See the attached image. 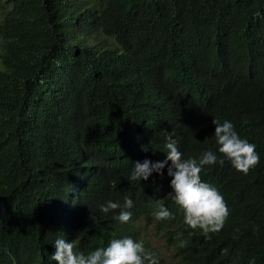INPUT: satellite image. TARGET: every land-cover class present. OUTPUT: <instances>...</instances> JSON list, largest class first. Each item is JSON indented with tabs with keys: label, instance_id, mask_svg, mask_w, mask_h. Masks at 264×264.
<instances>
[{
	"label": "trees",
	"instance_id": "16d2710c",
	"mask_svg": "<svg viewBox=\"0 0 264 264\" xmlns=\"http://www.w3.org/2000/svg\"><path fill=\"white\" fill-rule=\"evenodd\" d=\"M213 119L260 159L201 170L229 209L206 233L165 197V171L131 169L168 136L194 157L213 148ZM125 196L128 227L98 208ZM157 201L174 213L150 223L172 264H264V0H0V264H58L59 236L85 254L135 239Z\"/></svg>",
	"mask_w": 264,
	"mask_h": 264
},
{
	"label": "clouds",
	"instance_id": "9594fccd",
	"mask_svg": "<svg viewBox=\"0 0 264 264\" xmlns=\"http://www.w3.org/2000/svg\"><path fill=\"white\" fill-rule=\"evenodd\" d=\"M172 123L176 125L173 117ZM203 125L205 137L207 127ZM210 127L212 132L214 130L211 138L214 141L213 148L204 150L199 156H191L179 147L174 138L168 136L158 159L150 148L141 145L143 152L139 159L132 162L131 169V178L138 180H148L153 172L163 175L165 171L170 177L171 189L165 197L179 206L183 211L184 222L189 227H199L206 233L219 231L223 227L229 209L219 189L201 179V170L207 165L223 164L224 159H227L233 168L247 173L260 159L255 150L256 145L241 136L231 120L224 119L221 122L213 119ZM133 205V200L125 196L122 203L119 200H108L99 204L98 208L105 214L118 209V212L113 213V218L120 223H126L128 227L134 215ZM154 215L144 213L133 222L129 231L136 236L135 239L130 235L113 238L106 246L96 247L87 254L75 249L73 240L68 241L59 236L53 242L55 251L49 255L50 260H55L58 264H157L155 256H158L172 264L173 250L166 246L163 238L156 234L150 223L155 217L172 218L174 213L165 204L157 201ZM150 231L172 252L170 260L151 246L148 239Z\"/></svg>",
	"mask_w": 264,
	"mask_h": 264
},
{
	"label": "rangeland",
	"instance_id": "374dc122",
	"mask_svg": "<svg viewBox=\"0 0 264 264\" xmlns=\"http://www.w3.org/2000/svg\"><path fill=\"white\" fill-rule=\"evenodd\" d=\"M100 40L103 41V42H107L108 44L110 43V40L106 41L104 39V37H101ZM148 239H149V242H150L151 246L154 247V249L156 251H158L159 253L163 254L164 257L167 260L171 259V253L172 252L165 247V244H164V242L161 239H159V238L154 236L152 231L149 232Z\"/></svg>",
	"mask_w": 264,
	"mask_h": 264
},
{
	"label": "bare ground",
	"instance_id": "6f19581e",
	"mask_svg": "<svg viewBox=\"0 0 264 264\" xmlns=\"http://www.w3.org/2000/svg\"><path fill=\"white\" fill-rule=\"evenodd\" d=\"M102 37H103V36H102ZM199 87H200V88H204V87H205V83H203V85L200 84ZM156 107H158V106H156ZM173 114H174V113H173ZM174 116L176 117V118H175V120H176V123H175V124L177 125V124L179 123V121H180V116H179L178 114H174ZM86 162H87V161H86ZM84 163H85V162H84ZM66 227L69 228V226H66ZM65 232H68V234H69L68 236L71 237V233H70L69 230H67V231H65Z\"/></svg>",
	"mask_w": 264,
	"mask_h": 264
}]
</instances>
